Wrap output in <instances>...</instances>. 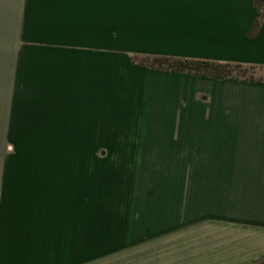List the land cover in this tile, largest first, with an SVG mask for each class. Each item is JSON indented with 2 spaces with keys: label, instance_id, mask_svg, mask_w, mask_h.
Here are the masks:
<instances>
[{
  "label": "crops",
  "instance_id": "0c3cea01",
  "mask_svg": "<svg viewBox=\"0 0 264 264\" xmlns=\"http://www.w3.org/2000/svg\"><path fill=\"white\" fill-rule=\"evenodd\" d=\"M257 19L253 0H0V264H89L173 234L175 264H264V84L134 60L264 66ZM189 117L194 174L89 213L88 135Z\"/></svg>",
  "mask_w": 264,
  "mask_h": 264
},
{
  "label": "rangeland",
  "instance_id": "374dc122",
  "mask_svg": "<svg viewBox=\"0 0 264 264\" xmlns=\"http://www.w3.org/2000/svg\"><path fill=\"white\" fill-rule=\"evenodd\" d=\"M146 57L143 54L135 55V63L139 65L138 62L145 60ZM149 58L152 59L153 56H149ZM165 71L174 72L173 70ZM182 74L188 76L195 73L183 72ZM245 74L248 78L261 79L264 77V66L255 65L254 68H248ZM229 78L255 82L244 78ZM257 82L264 84V81ZM203 94L204 92L201 91L197 95L201 105L206 103L202 100ZM188 104L184 102V115H190V110L186 111L188 110L186 107L190 105ZM155 121L160 122V119L153 120V122ZM196 127V124L193 126L191 117H189L177 120V123L175 120L169 121L168 130L173 134L88 135L89 213H94L92 209L95 206L121 207V202H126V200H122L118 196L126 195V191H137L149 197V194L145 192L154 190V187L161 185L159 183L160 176L194 174V168L190 164L192 149L198 147V137L194 129ZM158 128H160L159 125ZM102 151L104 152L102 153ZM204 169L206 172V168ZM93 191H99L98 199L95 198L96 195ZM154 196L158 197L159 195ZM96 221L97 216L89 214V222ZM184 233L190 235L191 229H187ZM175 237L173 234L159 238L146 243V245L141 244L130 250H123L105 260L89 264H175Z\"/></svg>",
  "mask_w": 264,
  "mask_h": 264
},
{
  "label": "trees",
  "instance_id": "16d2710c",
  "mask_svg": "<svg viewBox=\"0 0 264 264\" xmlns=\"http://www.w3.org/2000/svg\"><path fill=\"white\" fill-rule=\"evenodd\" d=\"M253 2L258 12V19L254 26V29H256L264 22V0H253ZM149 59V56H147L145 60L138 63L158 69L190 72L217 78L235 77L251 81H264V77L255 79L245 76L248 68L255 67L251 64L173 56H153L152 59Z\"/></svg>",
  "mask_w": 264,
  "mask_h": 264
}]
</instances>
